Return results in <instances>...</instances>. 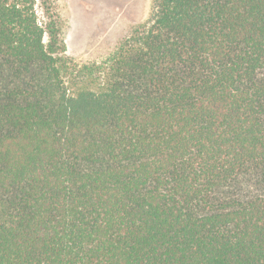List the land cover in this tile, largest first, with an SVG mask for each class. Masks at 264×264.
<instances>
[{
    "label": "trees",
    "instance_id": "1",
    "mask_svg": "<svg viewBox=\"0 0 264 264\" xmlns=\"http://www.w3.org/2000/svg\"><path fill=\"white\" fill-rule=\"evenodd\" d=\"M36 8L0 0V264H264V0H154L73 85Z\"/></svg>",
    "mask_w": 264,
    "mask_h": 264
},
{
    "label": "rangeland",
    "instance_id": "2",
    "mask_svg": "<svg viewBox=\"0 0 264 264\" xmlns=\"http://www.w3.org/2000/svg\"><path fill=\"white\" fill-rule=\"evenodd\" d=\"M36 2L39 20L56 23L66 49L69 84L73 85L78 82V70L104 62L135 28L150 21L154 0Z\"/></svg>",
    "mask_w": 264,
    "mask_h": 264
}]
</instances>
